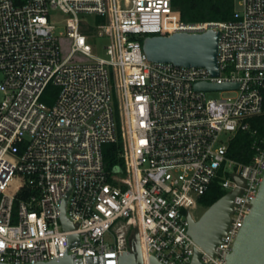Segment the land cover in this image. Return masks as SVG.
Segmentation results:
<instances>
[{"label": "built area", "instance_id": "built-area-1", "mask_svg": "<svg viewBox=\"0 0 264 264\" xmlns=\"http://www.w3.org/2000/svg\"><path fill=\"white\" fill-rule=\"evenodd\" d=\"M57 10L68 16L59 25ZM209 30L219 32L218 77L150 62L143 50L147 37ZM201 82L237 88L201 92ZM263 91L264 0L202 23L184 21L172 0H0V264H120L131 229L145 264H191L196 250L203 264H227L264 180ZM240 133L252 139L247 164L229 156ZM121 137L124 166L108 169L104 148ZM214 183L238 191L215 256L188 222ZM66 199L74 231L62 223Z\"/></svg>", "mask_w": 264, "mask_h": 264}, {"label": "water", "instance_id": "water-1", "mask_svg": "<svg viewBox=\"0 0 264 264\" xmlns=\"http://www.w3.org/2000/svg\"><path fill=\"white\" fill-rule=\"evenodd\" d=\"M219 32L209 30L200 35L176 34L170 37H147L144 40L143 50L148 60L153 63H171L187 68H206L212 76L218 77ZM196 90L211 92L231 90L237 88L235 84H213L201 82L196 84ZM238 191L227 194L205 214L195 221L188 217L189 235L204 251L215 256V250L221 238L226 234L233 212L234 198ZM63 203L62 223L66 231H74V226L66 218ZM253 207L250 215L245 217L231 254H227V264H264V180L256 198L251 200ZM79 240L78 236H70V249ZM201 251L196 250L191 264H203ZM42 264H79L73 257L65 256L59 261ZM120 264H145L142 244L139 233L131 241V252H125L120 257ZM149 264H161L151 257Z\"/></svg>", "mask_w": 264, "mask_h": 264}, {"label": "trees", "instance_id": "trees-1", "mask_svg": "<svg viewBox=\"0 0 264 264\" xmlns=\"http://www.w3.org/2000/svg\"><path fill=\"white\" fill-rule=\"evenodd\" d=\"M173 7L180 11L182 19L186 22H227L231 21L235 13V0H172ZM96 24L104 22V19L96 17L93 19ZM85 34H94V27L83 28ZM57 90L50 85L42 100L51 106L54 103ZM264 94V91H263ZM119 144L106 145L104 148L105 163L108 169L119 165L124 166L120 160L119 153L122 151L123 139ZM252 139L247 133H240L232 142L229 156L241 163L247 164L252 158ZM226 195L221 187L214 183L210 191L201 198L200 203L207 209L218 202ZM134 229L129 232V240L134 238Z\"/></svg>", "mask_w": 264, "mask_h": 264}, {"label": "rangeland", "instance_id": "rangeland-1", "mask_svg": "<svg viewBox=\"0 0 264 264\" xmlns=\"http://www.w3.org/2000/svg\"><path fill=\"white\" fill-rule=\"evenodd\" d=\"M241 2L242 0H235V10L240 11L241 10ZM51 18L54 22H56L58 25L60 22L65 21L68 16L63 14L61 11L57 10V11H53L51 12ZM60 31H64L63 28L60 29ZM108 40L107 39H99L98 41L95 40L94 44L96 45V47L98 48V55L100 57H105V52L102 49V46L104 47L106 44H108ZM237 94L235 92H225V93H220V92H216V93H210L209 97L210 98H220V97H234ZM207 211V208L204 207L203 205H201L200 202H198L193 208L190 209V215L193 217V219L195 221H198ZM134 235H136V231H133ZM112 240H110L108 238V242H111Z\"/></svg>", "mask_w": 264, "mask_h": 264}, {"label": "bare ground", "instance_id": "bare-ground-1", "mask_svg": "<svg viewBox=\"0 0 264 264\" xmlns=\"http://www.w3.org/2000/svg\"><path fill=\"white\" fill-rule=\"evenodd\" d=\"M147 259H148V257H147Z\"/></svg>", "mask_w": 264, "mask_h": 264}, {"label": "flooded vegetation", "instance_id": "flooded-vegetation-1", "mask_svg": "<svg viewBox=\"0 0 264 264\" xmlns=\"http://www.w3.org/2000/svg\"><path fill=\"white\" fill-rule=\"evenodd\" d=\"M208 209H209V208H208ZM208 209H207V210H208Z\"/></svg>", "mask_w": 264, "mask_h": 264}]
</instances>
